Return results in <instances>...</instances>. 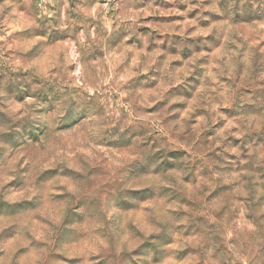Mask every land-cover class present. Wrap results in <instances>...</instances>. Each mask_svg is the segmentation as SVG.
I'll use <instances>...</instances> for the list:
<instances>
[{
  "label": "clouds",
  "instance_id": "9594fccd",
  "mask_svg": "<svg viewBox=\"0 0 264 264\" xmlns=\"http://www.w3.org/2000/svg\"><path fill=\"white\" fill-rule=\"evenodd\" d=\"M0 176V264H264V0H0Z\"/></svg>",
  "mask_w": 264,
  "mask_h": 264
},
{
  "label": "rangeland",
  "instance_id": "374dc122",
  "mask_svg": "<svg viewBox=\"0 0 264 264\" xmlns=\"http://www.w3.org/2000/svg\"><path fill=\"white\" fill-rule=\"evenodd\" d=\"M160 7H165V5L161 4ZM167 7H171V6L169 5ZM182 7L183 6H181V8ZM167 19L169 21H174V20L181 19V18L180 17H169ZM151 48H152V46H149V50H151ZM117 59H119V54H117ZM185 59H187V57H185ZM22 163H23V157H21L20 161L17 164V171L18 172L22 171V169L19 168V164H22ZM2 180H3V177L0 176V181H2ZM15 183H16V180H10L9 181V184H15ZM11 215H15V213L12 211H9V210H0V217H7V216H11ZM59 215H60V208H59L58 204H56L55 202L45 210V216L46 217H48V216L57 217ZM67 219H68L67 217L64 218L65 222H67ZM137 219L140 220L142 218L138 217ZM44 224H45V220L42 219L38 222V227H42ZM58 235L62 236L65 239L66 243L71 245L74 249L78 248V247H83V245L80 244L79 241L71 238V233L64 232V233L58 234ZM59 259H61L62 261L67 260L66 257H59ZM81 259H82L81 257H73L71 261H68V264H81Z\"/></svg>",
  "mask_w": 264,
  "mask_h": 264
}]
</instances>
